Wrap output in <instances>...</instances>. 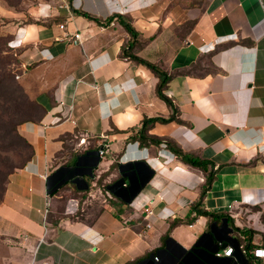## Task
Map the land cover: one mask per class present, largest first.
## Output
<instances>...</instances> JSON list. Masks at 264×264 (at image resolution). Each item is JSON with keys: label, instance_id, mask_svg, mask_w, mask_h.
I'll use <instances>...</instances> for the list:
<instances>
[{"label": "crops", "instance_id": "0c3cea01", "mask_svg": "<svg viewBox=\"0 0 264 264\" xmlns=\"http://www.w3.org/2000/svg\"><path fill=\"white\" fill-rule=\"evenodd\" d=\"M51 1L31 14L48 24L15 31L20 63L36 60L42 115L19 129L32 155L7 177L0 264H205V253L183 258L199 239L205 250L233 245L228 264H252L247 234L233 227L264 241V0H70L69 10ZM113 15L138 34L132 49L116 17L105 23ZM76 31L80 43L59 39ZM147 63L171 75L162 92L180 120L149 125L145 136L159 143L137 137L145 120L172 113ZM167 140L218 168L204 195L206 174ZM56 170L62 187L49 195ZM76 194L91 206L65 214Z\"/></svg>", "mask_w": 264, "mask_h": 264}, {"label": "rangeland", "instance_id": "374dc122", "mask_svg": "<svg viewBox=\"0 0 264 264\" xmlns=\"http://www.w3.org/2000/svg\"><path fill=\"white\" fill-rule=\"evenodd\" d=\"M47 2L52 1L0 0V56H6L11 61L6 65V70L8 72V69L11 68L14 74L12 82L0 83V195L4 175L11 170L18 169V166L21 165L30 152L28 147L15 134L22 136L19 131L21 124L24 121L33 120L39 114L37 103L35 104L36 100L31 95V92L36 90L37 83L32 84L33 81L29 76L30 71L37 72L34 68L36 60L28 61L24 66L19 62H13L16 58L20 60L21 50L23 49L21 46H13L15 31L19 26L31 22L33 19L36 20L31 15L34 12L33 10L38 12V7ZM77 160L78 158H74V162L72 159L71 164L73 162L76 164ZM76 197H78L80 203L79 210L74 215L80 216L84 213L82 208L86 204L88 207L91 205L88 202L83 203L88 198V194H76ZM94 210H97V208ZM257 236H259L257 241L253 240L255 244L263 239L261 235Z\"/></svg>", "mask_w": 264, "mask_h": 264}, {"label": "trees", "instance_id": "16d2710c", "mask_svg": "<svg viewBox=\"0 0 264 264\" xmlns=\"http://www.w3.org/2000/svg\"><path fill=\"white\" fill-rule=\"evenodd\" d=\"M76 12L82 14L83 16H86V17L90 18V16H87L83 12H80V11H76ZM114 17H116L119 20V22L124 26V28L127 30V32L131 35V40L132 41H130L129 50L132 49L133 43H134V38L137 37L138 34L135 32V29L130 24L129 19H127L126 17H124L122 15H113L110 18H108L105 21V23L111 22V20H113ZM49 21H50V19L48 21H43L41 19H39V20H37V19L34 20L33 19V21L28 22V23H37V24H41V23L44 24L45 23V24H48ZM103 24H104V22H103ZM129 50L127 51V53H129ZM141 61H144V60H141ZM9 62L11 63V61L6 56H0V83L5 82V81H8V83L12 82L11 80L14 77V74L12 73V69L11 68L8 69V72L6 70V65ZM13 62L14 63H18V62L20 63V60L16 58ZM147 65L151 69H153V71H155V73L157 74V77L159 78V82L157 84V95L160 98H162L167 103V105L171 106L172 113L167 118L154 117V118H150V119L145 120L143 122V125L140 128H138V130H137V137H139V138L147 137V139L153 140V141H156L157 143H159V142H161L160 138L152 137V136H145V133H146L149 125L154 123V122H156V121L162 122V123H166V122H170V121H174V120L175 121H180V120H179V118L176 117L177 109L173 107L172 101L166 95H164L163 92H162L163 88L166 86V83L170 80L171 75L167 74L165 71L161 70L158 66H156L154 64H148L147 63ZM36 103L37 102L35 101V104ZM36 105H37V107L39 109V114H38V116H35L33 118V120H38L40 118V116L42 115V108L38 105V103ZM21 123H22V121H21ZM15 135L18 138H20L21 141H23L24 145L27 146L29 151H30L28 156H27V158L21 163L20 166H18V168H21V167H23L25 165V163H27V161H29V159H30V157L32 155V147L27 142V140H25L22 136H20L19 134H15ZM167 146L183 162H185L186 164L191 165L192 167L198 168L199 170L203 171L206 174V182H205V186L203 188V194H202V195H204L205 194V190L209 188V186L211 185L212 181L214 180L215 173H216V171L218 169V168H215V164L212 161L208 160V159L201 158V157H198V156H196L194 154L184 152L175 142H172L170 140H167ZM73 169L74 168L71 165V168H68V170H66V172H64L63 176L64 175H69L72 172ZM14 171L15 170H11V171L7 172L6 175H4L3 182H2V192H1V195H0V203H1L2 198H3V193H4L5 185H6V182H7V177H8V175L10 173H12ZM57 171L58 170L53 172V174L50 175L49 178L53 179V177L57 175V173H56ZM58 173H59V171H58ZM57 182L58 181H55L53 184L49 185V187L47 188V191H48L49 195H55L58 192V190L62 187V186H57ZM114 183L110 184V186L113 185ZM78 210H79V207H78ZM199 211H200V213H203L205 215H210L212 217H216L215 214H212V213L210 214L207 211H204V210H199ZM226 220L229 221L230 218L228 216H226ZM233 230H236L238 232H242V233L247 234V240H248L249 243L244 246V249H245L244 255L250 254V251L253 250L255 247H258V246L264 247V241L259 243L257 246L255 244L253 245L252 242H250L251 238H252V233H253V231L251 229H240V228L235 226V227H233ZM215 248H212V249H209V250L208 249L207 250L203 249V247L201 245V240L199 239L192 247H190L187 250H183L184 251L183 258L188 259L189 257H193V256L201 257L200 255H198V252H200V253H205L206 256H207V257H205L206 259L204 260L205 264H228L229 260L232 259L233 255L237 253V249H234V254L232 256H230V257H222V258L221 257H216L214 255L215 250H216ZM217 248H220V246H218ZM211 258H212V260H211Z\"/></svg>", "mask_w": 264, "mask_h": 264}, {"label": "built area", "instance_id": "2783aa9c", "mask_svg": "<svg viewBox=\"0 0 264 264\" xmlns=\"http://www.w3.org/2000/svg\"><path fill=\"white\" fill-rule=\"evenodd\" d=\"M55 6L58 9L69 10L71 8V3H70V0H55ZM59 28L64 31L65 29L64 24H59ZM68 37L71 38L74 44L80 43L82 41V36H81L80 31L73 32L72 34L63 32L62 37H60L59 39L68 38ZM30 61H33V60L30 59ZM84 141H85L84 138L80 139L81 143H83ZM108 149H109L108 145H103V147L98 151L99 156H102L105 152L108 151ZM135 200L136 199L132 201V204L134 203L136 207L142 208L146 217L153 214V209L151 208L149 201L147 204L146 202L141 204L138 201V199L137 201ZM78 203L79 202L77 199L69 198L65 204L64 213L68 215L75 214L78 210V206H79ZM192 225L193 224H189L190 227H192ZM146 226L148 227L149 225L147 224ZM234 249L235 247L233 245L227 244L222 250H219V249L215 250L214 255L216 257H230L234 254ZM241 252H244V251L241 249ZM248 258L252 260L253 262L252 264H264V247H261V246L255 247L253 250L250 251V254H248ZM154 259L157 260L158 257L155 256ZM29 264H34V263L32 261V262H29Z\"/></svg>", "mask_w": 264, "mask_h": 264}, {"label": "flooded vegetation", "instance_id": "af4514ba", "mask_svg": "<svg viewBox=\"0 0 264 264\" xmlns=\"http://www.w3.org/2000/svg\"><path fill=\"white\" fill-rule=\"evenodd\" d=\"M73 168H74L73 170L76 169L75 167H73ZM73 170H72V172H71L68 176L73 175ZM62 174H64V172H62L61 175H62ZM61 175H59V176H61ZM59 176H54V177H53L54 181H55L57 178H59ZM172 252H173V254H175V255H177V256H180V253H179V252L177 253V252L174 251V250H173ZM181 259H182V257H181Z\"/></svg>", "mask_w": 264, "mask_h": 264}, {"label": "water", "instance_id": "95a60500", "mask_svg": "<svg viewBox=\"0 0 264 264\" xmlns=\"http://www.w3.org/2000/svg\"><path fill=\"white\" fill-rule=\"evenodd\" d=\"M73 181V180H72ZM122 182V184L124 183V180H122L121 181ZM124 187V186H123ZM135 197V194H132V196H131V200L130 201H132L133 200V198ZM225 243L224 244H222V247H225ZM151 258H149V260H150Z\"/></svg>", "mask_w": 264, "mask_h": 264}]
</instances>
